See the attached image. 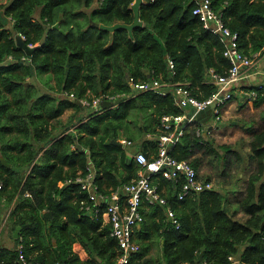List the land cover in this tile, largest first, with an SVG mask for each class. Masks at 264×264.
I'll list each match as a JSON object with an SVG mask.
<instances>
[{
    "label": "trees",
    "instance_id": "16d2710c",
    "mask_svg": "<svg viewBox=\"0 0 264 264\" xmlns=\"http://www.w3.org/2000/svg\"><path fill=\"white\" fill-rule=\"evenodd\" d=\"M134 1L0 0V158L9 165L0 161V196L7 205L16 199L11 216L13 229L20 227V232L15 245L21 242L26 256L40 250L34 260L42 264H113L119 256L103 221L105 206L97 215L87 210L92 202L74 179L91 164L98 192L110 197L139 171L132 156L111 141L133 143V126L142 125L139 134L156 133L163 115L181 113L172 93L133 95L127 79L186 84L203 100L216 90L207 82L209 72L224 75L228 68L223 44L193 15V0H145L139 7L142 26L131 33L95 27L132 24ZM209 1L224 25L238 34L244 54H264V0ZM4 21L12 22L11 30ZM56 23L58 29H53ZM18 35L22 47L16 43ZM168 59L175 65L173 77ZM41 74L46 76L44 93L28 82ZM110 97L121 102L84 119L78 116L89 108L81 100L91 104ZM68 108L74 113L63 123L61 115ZM201 141L205 137L188 130L173 155L186 159L193 148L203 147L217 153L209 139ZM147 149L156 153L153 143H143L142 150ZM247 157L256 169L240 202L248 215L245 221L233 217L221 193L212 190L177 201L178 185L159 177L154 181L179 227L165 221L162 206L145 203L136 232L139 251L127 264H264V130L252 134ZM192 165L196 168L197 161ZM118 198L123 201L124 196ZM74 243L82 246L87 260L73 252ZM155 244L161 253L157 258L149 255ZM1 253L6 264L17 258L14 247Z\"/></svg>",
    "mask_w": 264,
    "mask_h": 264
},
{
    "label": "built area",
    "instance_id": "2783aa9c",
    "mask_svg": "<svg viewBox=\"0 0 264 264\" xmlns=\"http://www.w3.org/2000/svg\"><path fill=\"white\" fill-rule=\"evenodd\" d=\"M193 1L195 2L193 15L198 17L203 27L218 37L224 46L223 57L228 62L225 74L219 75L210 72V84L215 86L216 90L209 97L199 100L192 95L186 84L160 82L157 79L139 82L129 77L127 82L136 95L152 91L162 94L172 93L175 97L174 103L181 110V113L163 115L160 118L158 133L155 136L156 153L150 154L137 149L132 156L135 164L139 167L137 178L128 184H124L110 197L98 192L95 182L96 173L91 164L85 175H78L74 179L80 189L88 193L89 200L92 202L87 210L97 215L99 208L105 206L102 217H105L109 224V236L116 240L119 250V256L113 264H127L129 257L139 251V244L133 240V232L144 220L142 209L145 203L162 206L165 221L179 227L175 212L168 205L154 180L161 177L178 185V191L175 195L177 201L214 189L212 181L200 176L190 158L179 160L173 155V151L188 130H193L198 137H208L216 131L217 126L222 121L225 106L233 98L230 87L244 78L255 63L254 57L246 55L240 50L238 34L224 25L221 15L212 9L210 1ZM27 47L32 49L35 45L29 44ZM167 66L170 76L173 77L175 75L174 62L168 59ZM262 88L263 85H259L256 86L255 90H262ZM256 91L247 92V97L252 99L256 96ZM70 97L73 98V95ZM108 100L116 101L117 97H110ZM80 103L91 107L94 113L101 112L102 99L100 98L93 99L91 104L83 100ZM211 106L213 108L208 121L197 123L196 113ZM211 120L212 123H210ZM123 142L125 145H131L129 141ZM203 143L201 141V144ZM119 194L124 196L123 201L119 200ZM16 251L17 258L13 264H42L25 255L21 242L18 243ZM229 260L231 263L237 262L232 257Z\"/></svg>",
    "mask_w": 264,
    "mask_h": 264
},
{
    "label": "crops",
    "instance_id": "0c3cea01",
    "mask_svg": "<svg viewBox=\"0 0 264 264\" xmlns=\"http://www.w3.org/2000/svg\"><path fill=\"white\" fill-rule=\"evenodd\" d=\"M146 3L145 0H142V4ZM4 27L6 29L11 30L12 29V22L10 21H4ZM257 55V57H255ZM252 57H254V66L249 70V72L245 75L244 78H241L238 80L233 86L230 87V90L233 92V98L232 100L225 106L223 110V118L221 123L217 126L216 131L212 133L211 136L205 137L204 143H206V140L209 139L212 143H214V134L216 132L225 134L228 132H231L233 128L237 127L238 130L245 135L246 137L249 138V143H248V150H246V158L248 159V155L250 154V142L252 140V134L254 132H259L264 130V54H252ZM211 72V71H210ZM209 72V73H210ZM207 82L210 84V80H207ZM263 85L261 94L258 93V90L256 91L255 88L256 86ZM251 90L256 91V96L253 97L252 99H249L247 97V92H250ZM133 95H136L132 93ZM62 95H60L61 97ZM87 110V109H86ZM71 111L74 113L72 108L66 109L63 114L61 115V121L64 123L62 120L65 116H68ZM82 114L84 113L83 111L81 112ZM80 113V114H81ZM259 114V116L256 115L254 120L248 119L250 116L254 114ZM71 116V115H70ZM69 116V117H70ZM68 117V118H69ZM238 118V119H237ZM68 120V119H67ZM77 125V124H76ZM141 124L133 126V131L135 133V136H137L136 140L131 143V145H125L123 140H118L119 142H123V149L127 151L130 156H133L134 152L139 149L142 150V145L143 143H147L148 145L152 144L155 145V136L158 133V129L156 133H150L146 132L144 134H139L137 127H141ZM75 126H71L70 130H72ZM193 129V128H189ZM142 137H144V140L142 141ZM224 146V145H223ZM227 146V145H225ZM230 147L231 146H227ZM156 149V145H155ZM143 151V150H142ZM201 151H206V149L203 147L201 149L193 148L191 151L190 155L188 158L193 162L194 160L197 161L198 165L196 169L198 170L200 176L210 179L206 177L205 175H202L200 173L199 169V162L200 160L197 159L195 156L198 153H201ZM145 152L151 153L149 149H147ZM207 152V151H206ZM231 154L233 153L239 155V159L241 158L240 152L238 151H229ZM225 153H228L225 151ZM200 156V155H199ZM237 157V155H235ZM254 165V169H256V164L254 161H251L248 159ZM254 171V170H253ZM28 172V170H27ZM255 172V171H254ZM253 172V173H254ZM252 172L249 174H253ZM248 176V177H249ZM0 191H1V184H0ZM224 191L221 190L219 193H223ZM16 199H14L10 204H6V197L5 196H0V264H6L3 259H1V250L4 248L11 249L14 247L16 248L17 244L15 245L14 239L18 238L19 235L15 238L14 233L18 229V234L20 232V227H16L13 229V221H14V216H11L13 213V210L16 207ZM11 216V217H10ZM13 219V220H12ZM103 221L105 223L106 219L103 217ZM141 228V224L138 225L133 232V240L136 242L138 230ZM55 241H53V246H55ZM137 243V242H136ZM72 250L74 253L78 255L80 260L85 261L88 259L87 253L84 251L82 246L79 243H74L72 246ZM81 251V252H80ZM40 252L38 250L37 252H33L30 255H27V257L31 258L34 260L36 255ZM80 252V253H79ZM82 253V254H81ZM49 259V258H48Z\"/></svg>",
    "mask_w": 264,
    "mask_h": 264
},
{
    "label": "rangeland",
    "instance_id": "374dc122",
    "mask_svg": "<svg viewBox=\"0 0 264 264\" xmlns=\"http://www.w3.org/2000/svg\"><path fill=\"white\" fill-rule=\"evenodd\" d=\"M92 7H96L94 4ZM86 12L90 11L85 10ZM35 17H39V11L37 10L35 13ZM22 39V38H21ZM45 74L35 75L31 79L28 80L34 87L40 89L41 92H45L47 88H44V83L46 81ZM48 85H54L52 80L47 81ZM133 93V91H132ZM82 104V103H81ZM84 105V104H82ZM86 106V105H84ZM88 107V106H86ZM84 113H78L81 119L87 118V116L93 115L94 112L92 108L89 107L87 110L83 111ZM73 112L69 113L68 116H65L62 120L66 123L69 118L71 117ZM259 116V114H254L252 117L250 116L248 119L254 120ZM70 116V117H69ZM69 117V118H68ZM68 119V120H67ZM238 119V118H237ZM212 123V120L210 121ZM145 124H149V120L146 119ZM71 131V130H70ZM144 137H142V141ZM214 149L217 152L216 154L208 153L206 151H201L195 157L200 160L199 162V169L202 175L210 178L214 185V191H221L224 192L222 195L224 196L227 204V209L232 214L236 220L245 221L248 218V215L244 212V210L240 207L241 199L246 194V185L249 174L255 171L254 165L246 158V150H248L249 146V138L243 135L237 127L233 128L231 132L222 134L216 132L214 134ZM231 146L232 151L240 152L241 158L239 159L233 153L230 152L225 153L222 146ZM200 155V156H199ZM221 156V158H220ZM254 170V171H253ZM160 248L157 244L152 246L151 250L149 251V255L152 257H159L160 256Z\"/></svg>",
    "mask_w": 264,
    "mask_h": 264
},
{
    "label": "water",
    "instance_id": "95a60500",
    "mask_svg": "<svg viewBox=\"0 0 264 264\" xmlns=\"http://www.w3.org/2000/svg\"><path fill=\"white\" fill-rule=\"evenodd\" d=\"M141 4H142V0H135L134 3L132 4L131 9L133 11V23L130 25L121 24V23H116V24L111 25V26H105V25L99 24V23H95L94 25H95V27H97L101 30H106L109 32H113L117 29L123 28V29L128 30L129 33H131V30L134 27L142 26V22L139 20V7ZM53 29H58V23H56L53 26ZM16 43L19 47H22V45H23L22 40H21L19 35L16 36ZM65 72H66V74L68 73V68H66ZM120 102H121L120 99H118L116 101L104 100L101 103V107L103 109H109V108H112V107L118 105ZM212 108H213V106L208 107L207 109L196 113L195 118L198 121L207 122L208 119L210 118ZM111 144L114 146L123 147V142L112 140ZM0 161L4 166L9 167V165L6 163V161L3 158H0ZM263 225H264V223H262L261 227H263ZM14 236H15V238L18 236V229L15 231ZM201 259H202V254L199 255V260L201 261Z\"/></svg>",
    "mask_w": 264,
    "mask_h": 264
},
{
    "label": "bare ground",
    "instance_id": "6f19581e",
    "mask_svg": "<svg viewBox=\"0 0 264 264\" xmlns=\"http://www.w3.org/2000/svg\"><path fill=\"white\" fill-rule=\"evenodd\" d=\"M80 252H81V251H80ZM80 252H79V253H80ZM81 254H82V253H81Z\"/></svg>",
    "mask_w": 264,
    "mask_h": 264
}]
</instances>
